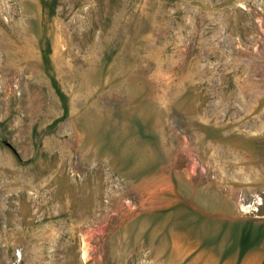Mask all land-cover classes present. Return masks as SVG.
Masks as SVG:
<instances>
[{"label":"rangeland","instance_id":"374dc122","mask_svg":"<svg viewBox=\"0 0 264 264\" xmlns=\"http://www.w3.org/2000/svg\"><path fill=\"white\" fill-rule=\"evenodd\" d=\"M0 264H264V0H0Z\"/></svg>","mask_w":264,"mask_h":264}]
</instances>
